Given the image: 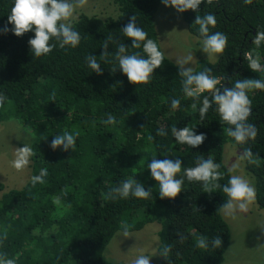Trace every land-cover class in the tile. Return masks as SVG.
<instances>
[{
  "label": "trees",
  "instance_id": "16d2710c",
  "mask_svg": "<svg viewBox=\"0 0 264 264\" xmlns=\"http://www.w3.org/2000/svg\"><path fill=\"white\" fill-rule=\"evenodd\" d=\"M110 1L117 8L113 19L77 16L73 26L82 39L76 48L61 49L57 44L51 53L35 57L28 44L34 32L23 36L0 32V92L7 97L0 108V122L14 119L23 126L35 153L30 157V176L24 186L0 195V256L14 259L15 264H116L105 259L103 251L117 231L123 232L121 225L128 224L129 231H137L156 222L157 264H169L160 255L165 245L173 246L168 258L172 264H221L230 240L228 225L220 215V207L227 200L222 187L207 193L201 182L184 177L183 190L175 199H161L158 182L151 177L147 164L153 156L161 160L179 158L183 162L177 175L180 178L183 169L194 167L198 157H211L221 164L224 175L219 183L223 186L230 176L222 162L224 144L229 142L241 152L251 148L256 163L242 160L243 168L252 177L256 207L264 209V90L248 93L252 100L249 122L257 127V137L238 144L227 135L230 126L220 119L215 104L203 120L200 105L193 111V100L184 95L178 66L168 58L154 70L150 83H130L118 62L100 61L102 44L111 36L110 53L124 43L129 53L140 52L147 58L143 42L141 48H132L131 38L123 36L122 27L136 15L138 26L157 43L152 19L159 0ZM13 4L14 0H0V28L7 23ZM207 13L217 19L210 33L223 32L228 43L215 62L196 60L194 72L210 67L212 75L225 86L245 78L264 79V73L253 72L244 58L245 53H258L264 65V43L259 48L251 43L257 30L264 31V0H253L250 5L244 0H213L212 4L202 3L197 13H180L190 35L203 40L193 21L196 15ZM88 54L101 62L102 75L88 67ZM114 66L115 73L111 71ZM203 95L210 94L203 93L201 99ZM173 98L180 100L176 109L171 107ZM108 115L116 118L115 125L101 123ZM173 125L178 129L194 127L197 134L205 133L207 138L196 148L178 144L171 134ZM159 128L168 134L157 135ZM64 131L80 133L75 150L65 152L61 147L53 151L51 140ZM149 136L154 139L149 140ZM42 168L48 170L45 183L33 186L31 177ZM130 177L145 189L151 187L148 199L131 195L127 199L104 198L111 188ZM57 197L59 203L55 202ZM177 232L187 236L183 243ZM216 236L223 241L220 248H213L211 243L207 249L197 247L198 238L210 242Z\"/></svg>",
  "mask_w": 264,
  "mask_h": 264
},
{
  "label": "clouds",
  "instance_id": "9594fccd",
  "mask_svg": "<svg viewBox=\"0 0 264 264\" xmlns=\"http://www.w3.org/2000/svg\"><path fill=\"white\" fill-rule=\"evenodd\" d=\"M88 0H14L11 13L8 15L7 23L0 32L7 33L11 31L16 36H23L27 32H34V37L28 40L31 51L35 57L47 55L57 46L64 49L66 46L76 48L81 42V34L77 31L73 24L77 19L76 12L78 8H83ZM212 4L213 0H161L166 7H174L177 12L183 13L187 10L194 12L199 11L202 3ZM253 0H244L246 4H252ZM199 26L198 31L203 37L202 50L208 55L222 54L227 47L228 37L223 32L210 33V27L215 28L217 24L216 16L207 13L203 16L196 15L193 21ZM11 24L9 28L7 25ZM122 34L131 38V47L135 49L141 48L143 42V52L145 58L140 52H128V47L124 43L117 45L115 51L110 53L109 45L113 43V38L108 36L102 44L103 51L99 55L100 61L104 64L118 62V68L127 76L128 81L133 84H148L151 82L154 70L162 67L165 59L164 53L153 39L148 38V33L138 26L136 15L129 17L126 25L122 27ZM55 43H52V41ZM251 43L259 48L264 43V31L257 30L253 36ZM193 54L181 57L176 60L178 65V74L182 77V89L184 95L193 100L191 105L193 111L199 107V116L203 120L208 110L216 105L220 119L228 124L227 135L234 138L238 144H246L249 140H255L258 129L255 124L249 122L252 113V100L248 93L253 90H264V79L245 78L236 80L231 86L221 85V81L212 75V69L205 67L200 72H194L190 63L193 61ZM244 58L248 61V68L256 73H264V65L260 62L259 54L255 56L251 53H245ZM85 61L89 68L97 75L103 74L101 62L97 60L94 54H88ZM111 71L115 73L117 67H112ZM209 93L210 95H203ZM7 97L0 92V108L5 104ZM55 97L53 96V99ZM172 109H176L180 105V100L173 98L170 101ZM95 124V122H93ZM104 125H115L117 120L114 116L108 115L107 119L102 120ZM157 135L166 136L168 133L164 128L157 129ZM171 134L178 144H186L192 148L200 146L206 137L205 133L197 134L194 127H182L178 129L175 125L171 127ZM80 135L77 131L74 134L64 131L62 134L54 135L51 140L50 147L53 151L57 148L67 152L76 148V138ZM154 137L149 136V140ZM35 153L28 144L15 149L12 167L17 171L23 170L30 163V157ZM152 157L147 168L150 169L151 177L154 178L159 185V197L161 199H175L183 190L184 177L188 181L201 182L205 192L212 193L215 189H220L227 196V200L220 207L226 216L234 217L236 212H247L249 205L255 201L256 190L249 180L241 175L233 174L229 176L226 184L221 186L219 180L223 178L220 171L221 164L216 163L211 157L204 158L200 156L196 159L194 167L183 169V176L177 178L182 171L183 162L181 159H156ZM240 160H247L249 163H256L251 148H244ZM240 167L239 163H232L228 167L229 173H234ZM48 175L47 168H42L38 175L31 177V183L35 186L37 183H45L44 178ZM138 199H148L151 196V187L145 189L144 185L137 179L128 178L120 181L119 185L111 188L105 195V199H116L117 197L127 199L129 196ZM56 203L60 202L59 197ZM123 235L129 236V225L122 224ZM181 243L187 239L182 233H176ZM4 238H7L5 233ZM209 243L213 248L222 246L220 236L214 237L210 242L205 237L197 240V247L207 249ZM172 245H165L160 255L168 260L169 253L172 251ZM179 255V253H177ZM59 259V258H58ZM151 256L141 254L136 257L131 264H150ZM0 264H15L14 259L0 256Z\"/></svg>",
  "mask_w": 264,
  "mask_h": 264
},
{
  "label": "rangeland",
  "instance_id": "374dc122",
  "mask_svg": "<svg viewBox=\"0 0 264 264\" xmlns=\"http://www.w3.org/2000/svg\"><path fill=\"white\" fill-rule=\"evenodd\" d=\"M115 8L110 0H88L83 8L77 9L76 17L84 14L101 20L113 19L117 15ZM152 22L160 50L174 64L177 59L189 53L194 57L189 65L192 68L195 67L196 60L201 58L209 62L217 60L219 54L208 55L203 52V40L186 31L180 13L174 7H166L159 0ZM30 141V134L16 120L7 119L0 122V195L9 189H20L29 179L30 163L23 170L17 171L12 167V160L15 149L23 144L29 145ZM225 144L222 150L223 164L227 169L232 163L240 165L236 172L230 175H241L253 185L252 177L244 171L243 162L239 159L241 150L229 142ZM220 215L227 223L230 233L229 244L221 264H264V209L257 208L252 202L247 212L237 211L235 216L231 217L221 210ZM158 229L159 224L151 222L140 230L129 231L128 237H125L122 231H117L106 245L103 257L116 264H131L136 257L144 254L151 256L150 264H157L155 250Z\"/></svg>",
  "mask_w": 264,
  "mask_h": 264
}]
</instances>
